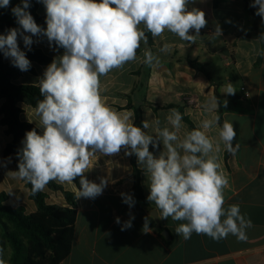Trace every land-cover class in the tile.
<instances>
[{
  "label": "clouds",
  "instance_id": "obj_1",
  "mask_svg": "<svg viewBox=\"0 0 264 264\" xmlns=\"http://www.w3.org/2000/svg\"><path fill=\"white\" fill-rule=\"evenodd\" d=\"M37 2L45 7L46 28L39 26L28 11L30 0H21L11 8L20 27L0 34V51L22 72L30 69L31 62L20 49L18 37L29 50L34 43L32 37L43 36L50 46L54 44L64 52L53 59L38 81L43 99L37 101L35 112L42 133L35 129L26 132L23 147L17 153L18 170L9 172L13 178L30 183L36 194L50 181L74 184L79 177L77 199L94 200L103 194L108 181L100 178L96 183L85 177L93 168L92 158L98 153L112 156L123 149L128 156L135 154L147 174V199L159 209V218L186 221L176 227L177 235L187 240L195 232L220 240L232 234L238 240H246L245 230L252 222L240 213L239 205L224 208V189L229 181L217 157L221 142L229 153L239 147L233 146L237 134L232 122L225 120L221 126L220 117L212 115L181 136L182 115L170 109L166 119L171 129H161L159 120L150 124L148 119L141 128L134 125L133 112L114 110L100 95V77L136 59L141 42L147 43L145 29L154 38L167 30L182 41L196 43L207 25L205 12L198 8L189 10V0ZM10 3L11 0H0V9ZM250 6L264 20V0H252ZM221 35L217 25L208 38L212 41ZM170 47L164 44L160 51L167 52ZM143 62L151 67L160 65L159 57L150 50L145 51ZM235 92L229 82L223 95ZM227 103L223 100L225 108ZM219 105L216 98H211L205 108L211 113ZM153 125L155 138L146 131ZM214 128L218 129L219 139L209 135ZM160 141L164 150L157 157L149 151V145L158 148ZM121 197L130 208L134 206L131 195L121 193ZM134 218L130 216L123 222L121 230L131 228ZM116 223L121 224L119 217ZM143 231H151L148 218ZM0 264H5L2 258Z\"/></svg>",
  "mask_w": 264,
  "mask_h": 264
},
{
  "label": "crops",
  "instance_id": "obj_2",
  "mask_svg": "<svg viewBox=\"0 0 264 264\" xmlns=\"http://www.w3.org/2000/svg\"><path fill=\"white\" fill-rule=\"evenodd\" d=\"M37 4V13L45 15L44 5ZM187 7L189 10L198 8L205 12L207 25L201 29L196 43L182 41L167 30L161 37H152L150 47L142 41L135 60L100 77V95L108 106L118 112H133L134 107H140L142 122L148 119L151 124L159 120L161 129H171L166 118L169 110L176 108L167 106L181 107L184 115L197 128L203 119L217 115L219 106L211 113L205 108L209 99L215 98L216 86L218 93L224 96L220 105L223 122H232L237 134L233 146L239 145L235 153H229L221 142V151L217 154L218 162L229 181L228 187L224 189V208L239 205L240 213L251 220L252 226L245 230L247 239L241 241L229 234L224 239L214 240L193 232L185 240L182 235H177L176 227L186 221L159 218V209L147 199L150 193L147 174L138 165L137 157L135 164L138 173H135L131 156L122 149L112 156L98 153L92 158L93 168L84 174L85 177L96 183L100 182V178L108 181L103 194L94 200L77 199L78 188L75 183L53 181L64 191L75 194L77 211L70 252L59 264H264V53L261 63L255 66L261 49L260 42L239 37V33L253 22L244 8L243 0H228L216 8L213 0H189ZM217 25L222 35L210 41L208 37L214 33ZM190 34L194 33L190 30ZM32 39L34 43L31 49H51L46 37L33 36ZM21 44H24L23 39H18L20 49L29 50ZM164 44L171 46L169 51H160ZM146 50L159 57L158 67L143 62ZM50 53L48 56L53 59L61 54L57 49H51ZM187 59L203 63L212 82L203 73L190 67ZM32 65L34 73L22 72L15 80L16 84L39 85L38 81L47 66ZM229 82L236 90L233 99L227 97L230 95H223ZM241 87L248 92V97L244 96ZM223 100L228 101L226 108L222 104ZM129 104L133 108H124ZM19 106L23 110L21 120L34 123L42 131L35 110L24 103ZM132 119L134 121V116ZM182 124L181 136L185 131H191L183 120ZM154 127L146 131L155 138ZM0 128L4 133V127ZM209 135L219 139L218 129L214 128ZM8 141L0 147V167L5 164L0 169V191L6 193L7 205L22 206L26 213H33L37 208L29 198L23 180L13 178L9 173L17 171L12 157H2ZM158 143V148L149 145V151L157 157L164 150L162 141ZM135 175L139 178L147 204L133 196ZM42 191L46 194L45 201L48 204L67 206L62 192L52 189ZM121 193L134 198L133 207L123 203ZM130 216L135 217L132 227L122 231L123 222L128 221ZM117 217L121 224L116 223ZM145 218H148L151 229L148 233L143 231ZM163 233H167V239ZM2 239L0 226V243ZM2 253L7 254L4 261L8 264L11 248L6 241Z\"/></svg>",
  "mask_w": 264,
  "mask_h": 264
},
{
  "label": "trees",
  "instance_id": "obj_3",
  "mask_svg": "<svg viewBox=\"0 0 264 264\" xmlns=\"http://www.w3.org/2000/svg\"><path fill=\"white\" fill-rule=\"evenodd\" d=\"M226 1L228 0H213V6L216 8L220 3ZM20 2L21 0H11L9 7L0 9V34H6L10 28L20 27L11 12V8L17 6ZM243 3L253 22L239 33V37L256 39L260 42L261 49L255 62V66H258L264 53V20L255 14L257 9L250 6L252 0H243ZM30 5L28 11L34 17L36 23L46 28V14L39 15L37 13V1L30 0ZM145 32L147 36L146 44L150 47L152 45V35L146 29ZM18 39L22 38L18 37ZM57 49L64 51L62 48ZM24 52L31 62L29 73H34L33 63L40 66H48L53 61L52 57L38 48L25 50ZM186 61L190 67L203 73L212 82L210 74L203 63L189 59ZM21 74L22 71L13 66L11 59L7 60L3 52L0 51V126L4 127V134L10 137L3 150L2 157L4 159L12 157V163L16 170H18L19 163L17 153L23 147L22 141L26 132L35 129L38 133H42L33 124L21 120L23 110L19 106L20 103H24L35 110L37 101L43 99L39 92V85L15 83V80ZM214 95L221 105V100L224 96L218 93L216 86ZM227 97L230 99L234 98L232 95ZM220 105L217 115L220 117V125L222 126L223 111ZM124 108L133 107L129 104ZM167 108L178 109L182 115V120L190 126L191 130L195 129L193 123L184 115L181 107L168 105ZM133 112L134 125L142 128L140 107H134ZM135 157V154L131 155L130 161L134 172L138 173ZM23 182L29 191V198L35 203L37 210L33 213H26L22 206L11 207L7 205V195L4 191H0V226L3 232L0 250H3L4 242L6 241L11 248L8 264H59L67 257L71 249L77 216L75 194L64 191L60 185L50 181L47 186L53 190L61 191L67 203L65 207H58L45 201L46 194L43 191L33 194L31 184ZM74 183L77 188L80 187L79 177L74 180ZM132 191L136 200L147 204L139 178L136 175ZM1 254L2 251H0V257Z\"/></svg>",
  "mask_w": 264,
  "mask_h": 264
},
{
  "label": "rangeland",
  "instance_id": "obj_4",
  "mask_svg": "<svg viewBox=\"0 0 264 264\" xmlns=\"http://www.w3.org/2000/svg\"><path fill=\"white\" fill-rule=\"evenodd\" d=\"M41 10H42V8H41ZM23 47H25L24 46V44H21ZM51 47V49H57L56 47H55V45L53 44L52 46H50ZM51 49H49V47H43L42 48V51L44 52V53H46L47 55H51ZM57 50H59V49H57ZM63 52L64 51H62V50H59V53H61L60 54V56L61 55H63ZM124 99H126V98H124ZM36 113V112H35ZM34 124V123H33ZM39 128H40V126H39ZM41 130H42V128H41ZM8 141V137L1 131V128H0V147L5 143V142H7ZM5 164H3L2 166H4ZM0 167V169H2L3 167ZM44 189H52V188H50V187H48L47 185L45 186V188ZM53 190V189H52ZM54 191H59V190H54ZM61 192V191H60ZM55 200L57 201V199L55 198ZM0 258H3V260H6V258H7V254L6 253H2L1 254V257Z\"/></svg>",
  "mask_w": 264,
  "mask_h": 264
},
{
  "label": "built area",
  "instance_id": "obj_5",
  "mask_svg": "<svg viewBox=\"0 0 264 264\" xmlns=\"http://www.w3.org/2000/svg\"><path fill=\"white\" fill-rule=\"evenodd\" d=\"M241 91H244V92H245V93H244V96H245V97H248V96H249L248 92L245 91L244 87H241Z\"/></svg>",
  "mask_w": 264,
  "mask_h": 264
},
{
  "label": "water",
  "instance_id": "obj_6",
  "mask_svg": "<svg viewBox=\"0 0 264 264\" xmlns=\"http://www.w3.org/2000/svg\"><path fill=\"white\" fill-rule=\"evenodd\" d=\"M167 234V233H166ZM165 233H163V236L167 239V235Z\"/></svg>",
  "mask_w": 264,
  "mask_h": 264
}]
</instances>
